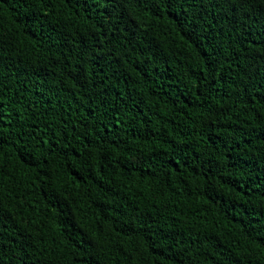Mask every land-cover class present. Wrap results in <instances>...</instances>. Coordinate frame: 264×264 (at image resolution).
I'll return each mask as SVG.
<instances>
[{"label":"trees","instance_id":"16d2710c","mask_svg":"<svg viewBox=\"0 0 264 264\" xmlns=\"http://www.w3.org/2000/svg\"><path fill=\"white\" fill-rule=\"evenodd\" d=\"M0 264H264V0H0Z\"/></svg>","mask_w":264,"mask_h":264}]
</instances>
